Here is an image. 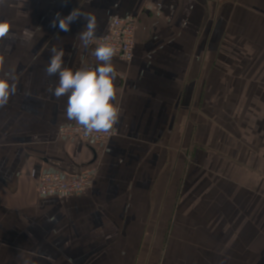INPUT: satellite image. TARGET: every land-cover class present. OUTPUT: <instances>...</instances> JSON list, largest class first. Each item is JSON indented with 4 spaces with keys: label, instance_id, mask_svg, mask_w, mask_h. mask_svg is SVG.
Returning <instances> with one entry per match:
<instances>
[{
    "label": "crops",
    "instance_id": "obj_1",
    "mask_svg": "<svg viewBox=\"0 0 264 264\" xmlns=\"http://www.w3.org/2000/svg\"><path fill=\"white\" fill-rule=\"evenodd\" d=\"M138 20L134 57H113L120 107L104 146L58 135L67 96L45 67H95L96 41L57 34V12ZM0 77V264H264V0H5ZM97 164L85 194L41 197L46 172Z\"/></svg>",
    "mask_w": 264,
    "mask_h": 264
},
{
    "label": "clouds",
    "instance_id": "obj_2",
    "mask_svg": "<svg viewBox=\"0 0 264 264\" xmlns=\"http://www.w3.org/2000/svg\"><path fill=\"white\" fill-rule=\"evenodd\" d=\"M5 0H0L3 4ZM68 0H64L67 4ZM83 21L79 33L85 49H88L98 38L97 17L95 14L73 8L67 15L57 12L50 22V27L60 32L71 31V24ZM10 24L0 20V40L10 33ZM116 48L107 41H100L92 49V56L97 64L95 67L85 66L75 71L64 66L63 48L53 46L50 49V59L45 67L49 77L57 76L58 82L50 86L51 94L60 98L67 96L66 117L82 126L84 135L92 133H109L118 123L121 109L115 104L116 89L114 81L117 78L113 65ZM17 92V85L11 78L0 77V108L6 106L10 98Z\"/></svg>",
    "mask_w": 264,
    "mask_h": 264
},
{
    "label": "built area",
    "instance_id": "obj_3",
    "mask_svg": "<svg viewBox=\"0 0 264 264\" xmlns=\"http://www.w3.org/2000/svg\"><path fill=\"white\" fill-rule=\"evenodd\" d=\"M137 22L138 20L132 17H111L106 35L98 38L96 44L102 40L107 41L116 48V57L124 62H130L134 57ZM116 134L117 130L114 125L113 130L109 133L84 135L82 126L77 123L63 126L58 132L62 139H80L95 146H104ZM97 171V165L91 164L83 167L76 176L66 175L58 171L43 173L36 182L38 194L45 198L83 195L92 188Z\"/></svg>",
    "mask_w": 264,
    "mask_h": 264
},
{
    "label": "rangeland",
    "instance_id": "obj_4",
    "mask_svg": "<svg viewBox=\"0 0 264 264\" xmlns=\"http://www.w3.org/2000/svg\"><path fill=\"white\" fill-rule=\"evenodd\" d=\"M68 125H69V124H68ZM64 126H66V125H64ZM61 127H63V126H61ZM61 127H60V128H61ZM60 128H59V129H60ZM59 129H58V132H59ZM76 140H80V139H76ZM81 141H83V140H81ZM96 165H97V164H96ZM97 167H98V165H97ZM58 172H60V171H58Z\"/></svg>",
    "mask_w": 264,
    "mask_h": 264
}]
</instances>
